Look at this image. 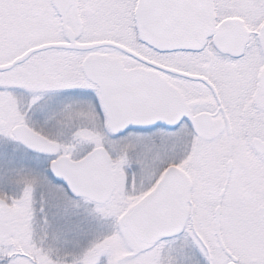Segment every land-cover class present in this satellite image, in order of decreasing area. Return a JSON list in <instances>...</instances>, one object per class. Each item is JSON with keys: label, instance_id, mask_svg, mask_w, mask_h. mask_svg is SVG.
<instances>
[{"label": "snow or ice", "instance_id": "obj_1", "mask_svg": "<svg viewBox=\"0 0 264 264\" xmlns=\"http://www.w3.org/2000/svg\"><path fill=\"white\" fill-rule=\"evenodd\" d=\"M0 264H264V0H0Z\"/></svg>", "mask_w": 264, "mask_h": 264}]
</instances>
